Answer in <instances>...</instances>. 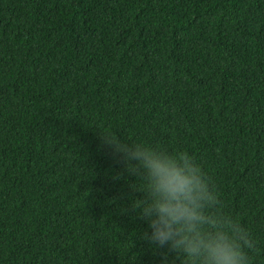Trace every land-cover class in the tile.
I'll list each match as a JSON object with an SVG mask.
<instances>
[{
	"label": "trees",
	"instance_id": "16d2710c",
	"mask_svg": "<svg viewBox=\"0 0 264 264\" xmlns=\"http://www.w3.org/2000/svg\"><path fill=\"white\" fill-rule=\"evenodd\" d=\"M108 132L192 156L264 264V0H0V264H181Z\"/></svg>",
	"mask_w": 264,
	"mask_h": 264
},
{
	"label": "clouds",
	"instance_id": "9594fccd",
	"mask_svg": "<svg viewBox=\"0 0 264 264\" xmlns=\"http://www.w3.org/2000/svg\"><path fill=\"white\" fill-rule=\"evenodd\" d=\"M102 141L143 182L144 196L133 202L151 230L142 239L167 246L181 264H251L257 241L223 211L211 178L192 156L123 142L114 132L102 133Z\"/></svg>",
	"mask_w": 264,
	"mask_h": 264
}]
</instances>
